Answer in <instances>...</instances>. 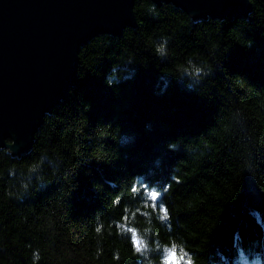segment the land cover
<instances>
[{
	"label": "trees",
	"instance_id": "trees-1",
	"mask_svg": "<svg viewBox=\"0 0 264 264\" xmlns=\"http://www.w3.org/2000/svg\"><path fill=\"white\" fill-rule=\"evenodd\" d=\"M250 1L196 20L136 0L137 28L81 48L31 151L0 150V264L264 257V0Z\"/></svg>",
	"mask_w": 264,
	"mask_h": 264
},
{
	"label": "water",
	"instance_id": "water-1",
	"mask_svg": "<svg viewBox=\"0 0 264 264\" xmlns=\"http://www.w3.org/2000/svg\"><path fill=\"white\" fill-rule=\"evenodd\" d=\"M192 18L252 12L250 0H150ZM136 0H0V150L31 151L78 78L80 51L100 35L137 28Z\"/></svg>",
	"mask_w": 264,
	"mask_h": 264
},
{
	"label": "snow or ice",
	"instance_id": "snow-or-ice-1",
	"mask_svg": "<svg viewBox=\"0 0 264 264\" xmlns=\"http://www.w3.org/2000/svg\"><path fill=\"white\" fill-rule=\"evenodd\" d=\"M156 198H157V193L152 192L151 193V199L156 200ZM164 214H165V216H167L166 210H165ZM136 247H137V250H140V248L142 247V242L139 239L136 240ZM165 264H183V258L178 256V253L175 249H170L166 253ZM187 264H191V260H188Z\"/></svg>",
	"mask_w": 264,
	"mask_h": 264
},
{
	"label": "clouds",
	"instance_id": "clouds-1",
	"mask_svg": "<svg viewBox=\"0 0 264 264\" xmlns=\"http://www.w3.org/2000/svg\"><path fill=\"white\" fill-rule=\"evenodd\" d=\"M156 50L162 54L164 52V46H157ZM248 264H264V257L255 256L248 261Z\"/></svg>",
	"mask_w": 264,
	"mask_h": 264
},
{
	"label": "rangeland",
	"instance_id": "rangeland-1",
	"mask_svg": "<svg viewBox=\"0 0 264 264\" xmlns=\"http://www.w3.org/2000/svg\"><path fill=\"white\" fill-rule=\"evenodd\" d=\"M137 239L138 238L135 237V242H136ZM165 261H166V259L164 260V264H165ZM183 264H187V263L186 262H183Z\"/></svg>",
	"mask_w": 264,
	"mask_h": 264
}]
</instances>
